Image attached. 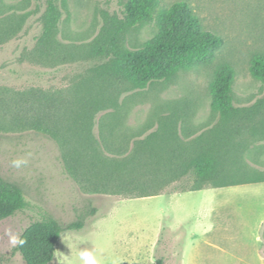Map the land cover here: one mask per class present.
Wrapping results in <instances>:
<instances>
[{"label":"rangeland","instance_id":"obj_1","mask_svg":"<svg viewBox=\"0 0 264 264\" xmlns=\"http://www.w3.org/2000/svg\"><path fill=\"white\" fill-rule=\"evenodd\" d=\"M185 1L224 45L213 64L142 88L118 64L159 31L156 22L126 27L123 0H68L56 12L45 0H0V169L26 187L25 207L0 220L6 264H25L8 229L21 235L47 215L67 223L89 202L97 214L62 233L50 264H83L82 249L100 264H264V83L249 69L264 54V0ZM223 63L236 70L231 118L213 110L209 89ZM56 122L58 135L37 132ZM89 138L106 154L146 142L163 159L145 173L175 180L150 183L158 193L145 197L116 180L95 192L91 171H71L65 158ZM17 157L27 165L12 167ZM201 157L216 163L206 179L193 169Z\"/></svg>","mask_w":264,"mask_h":264},{"label":"trees","instance_id":"obj_2","mask_svg":"<svg viewBox=\"0 0 264 264\" xmlns=\"http://www.w3.org/2000/svg\"><path fill=\"white\" fill-rule=\"evenodd\" d=\"M45 1L49 9L56 12L59 4H65L68 0ZM123 14L126 27L156 22L159 31L157 37L141 49L123 55L118 64L119 70L138 87L143 88L169 79L179 70L189 71L211 65L224 45L223 37L206 30L200 16L185 0L169 6L163 5L161 0H123ZM249 69L255 79L264 83V54L254 55ZM235 81L236 70L229 63L219 65L209 78V89L214 98L212 108L223 118H231L238 110L233 96ZM59 124L61 123L56 122L53 126L38 123L35 125L38 133L54 136L58 135L61 126ZM147 145L148 143L141 141L130 152L121 150L116 153L109 150L107 155L103 148L105 144L98 143L95 138H89L71 146L69 155L65 158L75 163L69 166L71 171H75L79 163L91 171L95 192H105L109 181L111 183L116 180L137 189L139 192L133 194L136 197H145L158 193L146 190L150 183L155 182L163 186L164 183L168 185L175 180L172 174H164L161 170L145 173V165L155 166L163 159L160 151L150 147L148 149ZM215 165V159L212 157H201L193 161V169L199 179L209 177ZM148 174L150 176L146 178ZM139 183L146 188L134 187L140 185ZM25 205V185L6 177L0 169V220L14 215ZM97 212L98 208L89 202L77 212L74 220L67 223L52 215L32 221L20 235L26 243L22 247H14L12 255L20 254L25 264H50L55 259L56 245L62 233L67 230H82L86 227L87 219L95 216ZM7 261V258L0 254V264H6Z\"/></svg>","mask_w":264,"mask_h":264},{"label":"clouds","instance_id":"obj_3","mask_svg":"<svg viewBox=\"0 0 264 264\" xmlns=\"http://www.w3.org/2000/svg\"><path fill=\"white\" fill-rule=\"evenodd\" d=\"M28 163V160L24 157H17L14 158L11 161V165L14 168H21L26 166ZM7 234L9 236V243L13 247L17 246H23L26 243V240L21 238L19 234L13 233L11 229H8ZM64 240V237H63ZM55 252V251H54ZM79 258L83 262V264H100V261L97 259L96 255L93 253V251L89 249H82L79 253ZM59 264H63V260L58 258ZM110 264H119V261L117 260H112Z\"/></svg>","mask_w":264,"mask_h":264}]
</instances>
